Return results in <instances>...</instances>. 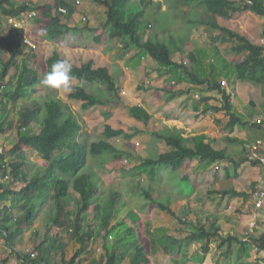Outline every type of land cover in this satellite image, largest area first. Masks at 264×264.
Listing matches in <instances>:
<instances>
[{"label": "crops", "instance_id": "obj_1", "mask_svg": "<svg viewBox=\"0 0 264 264\" xmlns=\"http://www.w3.org/2000/svg\"><path fill=\"white\" fill-rule=\"evenodd\" d=\"M180 1L182 4L179 11L183 12V15H178L176 21L171 19L174 14H169L167 10H164L162 16L156 10L154 12L161 18L160 27H166L168 32L176 34V39L169 42L162 40L160 32L156 31L153 32L157 35L156 38H147L145 28H141L143 23L140 26L143 40L152 42L160 40L169 45L171 60L178 64L176 67L167 68L160 65L135 47L128 48L125 59H120L118 55L109 59V56L103 55L101 51L99 54L95 50H90L89 46L88 49L85 46L82 48V58H74L92 28L86 23L87 14L82 29H68L63 33L65 35L58 36L56 41L47 39L37 51V56L45 58V70L46 60L54 51L61 58L69 60L72 65L80 66L93 60L92 67H99L102 63L109 70L117 88L115 93H111L105 83L100 81L85 84L88 91H92L103 100L102 104L84 107L82 101L68 97V93L66 96L70 98L68 107L81 126L77 139H85V130H88L92 136L91 143L106 141L124 154L121 159H113L107 152L96 155L89 153L88 161L79 174H86L94 179L102 201H108L115 195L110 226L115 223L125 224L116 226L115 230L120 237L124 236V226L133 228V236L140 238L144 244L139 264H237L235 248L231 247L226 252L225 246L218 247L219 239L228 234L241 239L264 234V208L256 210L250 200L251 197L245 199L242 196L221 195L218 192L234 189L248 194L259 179L264 180V168L246 158L245 148L247 144L260 139L264 152V126L255 124L257 118L264 116V72H255L247 79L237 78L234 75V66L246 58V53L235 51L233 49L235 41L225 36L219 28L212 29L211 22L216 21L218 25L246 36L253 43L264 45L263 38L260 37L264 17L256 16L250 10L225 9L213 13L214 16L211 18L202 0H198L197 7L195 2ZM131 6L142 9L138 4ZM75 13H78H73L76 18ZM78 18L77 21L74 19V22H78ZM63 22L70 27L76 24L70 22L68 18ZM61 27L58 26L62 29ZM152 28L150 27V30ZM91 53H98L99 58L92 56ZM261 59L264 60V57ZM219 64L223 66L219 67ZM222 72H225V75ZM222 80L225 83H221ZM71 84L77 85L78 80L72 77ZM40 91L45 92L43 88H40ZM51 97L63 102L59 94ZM226 102L230 106V112L236 116L233 124L230 114L225 110ZM106 126L120 133L106 137L104 134ZM97 127H100V133L96 138L93 129ZM162 134L178 135L183 146L192 149H200L202 145L208 144L212 149L224 152L227 159L204 160L195 155L191 159L185 158L176 169L156 165L142 166L143 159L154 158L170 149L165 139L160 137ZM24 146L31 148L29 145ZM19 148L20 151L23 149ZM21 153L22 157L19 160L23 163L16 175L10 173V168L5 172L8 178L4 183L0 182V213L12 215L9 231L2 229L0 218V264H20L19 253L30 248L37 253V258L34 259L40 258L41 253L37 246L47 237H55L60 244H64L57 252L51 251L49 261L51 264H67L68 258L79 248L81 253L74 264H78L79 260L80 264H103L102 236L94 239L91 233L93 236L89 240L87 234L81 243L70 230L72 227L68 218L74 217L79 200L78 194L70 193L72 201L67 208L56 209L54 201L49 197L42 201L41 195L50 196L54 193L53 180L51 177L40 178L46 168L45 162H43L45 165L42 163L40 166L24 152V149ZM15 154L19 155V152ZM3 155L6 162L1 165L2 168L5 164L9 165V156L6 153ZM235 161L239 162L236 167ZM122 162L124 164L129 162L133 166L129 168L133 174L143 172L140 169L145 168L146 172L151 171L153 176L139 184L135 193L141 197L138 204H128L127 197L118 186L121 183L109 184L112 178L110 175L113 173L108 170L109 166ZM138 162L140 165L137 167ZM34 177L39 179L32 184L33 186L29 185L33 193L28 197L20 195L14 199L13 192H18ZM49 179L50 189L36 187L44 186ZM184 184L188 185L186 192L182 190ZM144 190H148L155 200L146 199L142 195ZM37 200L39 206L36 204ZM28 201L29 205L31 204L29 209ZM156 202L168 206L171 213L159 209ZM30 209L36 211L34 219L19 223L22 213ZM40 210L49 215V223L43 226L46 228L44 234L37 230L38 220L44 215L39 212ZM254 212L255 218L252 216ZM61 213L63 215L60 217ZM89 213L93 212L87 213V221L83 224L97 225L94 213L93 216ZM55 214L57 221L53 222L52 216ZM215 220L221 228L219 236L211 239L189 238L197 227L204 224L209 229ZM252 220L255 221L253 227L250 226ZM17 222V225H13ZM96 228L97 226L94 227L95 230ZM112 236L108 238L110 242H113ZM61 252L68 255L61 256ZM243 256L245 262H257L258 257H264V251L247 249ZM257 263L263 264L261 260ZM29 264L38 262L33 260ZM119 264H127V261L125 263L121 260Z\"/></svg>", "mask_w": 264, "mask_h": 264}, {"label": "trees", "instance_id": "obj_2", "mask_svg": "<svg viewBox=\"0 0 264 264\" xmlns=\"http://www.w3.org/2000/svg\"><path fill=\"white\" fill-rule=\"evenodd\" d=\"M3 1V0H1ZM98 3L103 4L106 7V19L105 26L109 27L110 36L115 38H123L126 41L125 48L135 47L142 54L149 55L156 63L164 65L167 68L176 67L178 64L171 60V50L164 41L157 40L152 42L150 40H143L140 34V26L143 23V10L138 6H131L130 0H95ZM4 3H8L9 8H3ZM4 3L0 2L2 10L10 12L15 8L25 9L24 5H20L12 0H5ZM209 12V16L213 18V13L219 12L225 9L233 11L250 10L256 16L264 17V0H243L241 3L237 0H202ZM69 6L64 0H54V4H44L43 13L46 16L51 17V25L59 26L62 25V30L67 31L72 27L68 26L67 23H61L59 17L52 16V8L60 6ZM68 15V14H67ZM211 22L210 20L208 21ZM212 29L219 28L225 36L229 39L234 40L235 44L233 49L237 52L246 53V58L237 63L234 66V75L239 79H247L250 75L255 72H264V45H257L250 41L246 36L240 35L230 29L222 27L216 23L211 22ZM0 23V28H1ZM80 24H75L73 28H79ZM92 31L95 28H90ZM1 33V30H0ZM21 32L16 31L14 35H10L6 40L8 43V50L10 51V58L0 63V116L3 115L4 111L12 104L15 108L17 106L16 99L27 97L30 90L34 91L39 77L36 69L29 71L28 68L23 65L20 74L15 78L17 81V88L7 99V82L5 78L11 66L18 69L16 64L20 50L18 44L20 41ZM260 37L263 38L264 43V24L260 33ZM0 45V53H1ZM62 59L59 54L54 51L52 55L46 60V71L50 70V67L57 60ZM24 64H26L24 60ZM180 65V64H179ZM72 77L78 80V85L73 86L74 91L68 94V97L82 101L84 107L88 105L102 104L103 100L100 97L88 91L85 87L86 83L102 82L105 83L106 88L111 92H116V86L110 76L107 68L105 67H92V61L82 63L80 66L73 65ZM4 82V83H3ZM220 84V83H219ZM221 85V84H220ZM3 91V92H2ZM22 110L18 113L17 122L13 123L12 118L5 120L8 114H4L3 121H0V131L3 127L8 129L17 128L18 140L20 143L29 145L45 162L46 168L41 174L40 178L51 177L53 180V186L55 187L52 195L43 194L42 201L52 198L55 204V208L59 209L67 208L72 201L70 193L75 192L79 196L76 209L74 211L73 219H69L72 235L75 236L81 243L84 238L90 240L94 235V239L99 235L102 236V249H103V264H119L124 261L127 264H139L141 257L143 256L144 244L138 237L133 236L134 230L129 226H124V236H118L116 232V226L120 227L125 225L124 223H115L110 226L114 208L115 195H112L108 201H102V196L94 179L86 174H79V171L84 167L88 161V154L96 155L103 152L110 153V157L113 159H121L123 152L112 147V145L106 141L93 142L87 147L84 140H78L79 130L81 126L75 116V114L69 109L68 105L62 103L60 100H54L52 98L46 99L43 104H38L36 101L28 104L24 103ZM42 106V107H41ZM231 118V124H233L236 116L230 112V106L226 102V109ZM6 121V122H5ZM37 125V126H36ZM120 133V131L109 129L107 126L104 128V134L106 137H110ZM160 137L164 138L166 143L170 146V149L164 153L158 154L154 158H146L142 160V166L156 165L166 166L171 169L178 168L185 158L191 159L195 155H199L202 159L210 160H225L227 156L224 152L216 151L212 149L208 144H204L200 149H192L183 146L181 137L175 134L165 135L162 134ZM15 153L20 151L19 146L15 145L13 148ZM0 152V175L5 174L6 169L2 168L1 165L6 162L3 153ZM15 154L16 160L8 162L11 168L10 173L16 175L20 165L23 163L19 160L22 156ZM247 158V156H246ZM248 159V158H247ZM258 163L255 160L252 162ZM239 162H234L236 167ZM38 177L32 178L29 184L23 186L18 192H13V198L17 199L18 196L23 195L28 197L30 193H33L32 184L38 180ZM31 185V186H29ZM1 187V184H0ZM257 184L254 185L250 193L237 192L234 189H224L219 191L221 195L229 196H242L247 199L251 197L252 193L256 190ZM142 195L150 201L155 199L152 198L148 190H144ZM159 209L171 213L168 206L162 202H156ZM32 208V207H31ZM264 208V202L260 209ZM259 209V210H260ZM93 212L97 225H84V221H87V213ZM36 211L30 209L28 212L22 213L19 218V223L27 222L34 219ZM53 222L57 221V214L52 216ZM1 227L6 231H9L10 220L12 215L9 213H0ZM28 219V220H27ZM13 223V225H17ZM29 224V223H28ZM12 225V226H13ZM199 225V224H198ZM97 226L96 230L94 227ZM220 225L216 223V220L211 223L209 229L202 224L191 233V239L195 238H206L211 239L212 237L219 236ZM86 230V232H83ZM115 231V232H114ZM12 233V232H10ZM93 235H90V234ZM113 235V236H112ZM115 235V236H114ZM112 236V241L108 238ZM55 237H47L45 240L40 242L37 249L41 253V257L38 259H30L28 250L23 253L27 258L28 262L34 260L38 264H51L50 255L51 251H58V248L62 249L64 244H60L58 239ZM47 243V244H46ZM60 245V246H59ZM225 246L226 252L231 247H234L236 252V263L237 264H258L261 260L264 264V257H258L257 262H245L243 253L247 249H256L257 252L260 250L264 251V234L258 237L249 236L247 239H241L236 235L228 234L226 237H220L218 247ZM206 251V249H204ZM61 256H65L61 252ZM81 253V248L77 249L71 255L67 264H74L77 257ZM18 255V258H19ZM37 258V256L35 257ZM80 260L77 261L80 264Z\"/></svg>", "mask_w": 264, "mask_h": 264}, {"label": "rangeland", "instance_id": "obj_3", "mask_svg": "<svg viewBox=\"0 0 264 264\" xmlns=\"http://www.w3.org/2000/svg\"><path fill=\"white\" fill-rule=\"evenodd\" d=\"M16 1L17 2H24L25 0H16ZM53 1L54 0H45L44 4H52ZM185 1H188V0H185ZM189 1L191 3L195 2V7H197L198 0H189ZM173 2L176 4H173ZM130 3L131 4H138L142 7V10L144 12V18H142L143 24H142L141 28H145L144 32H147L145 37L156 38L157 35H155L153 33L154 31H156L158 33L160 32V34H161L160 36H161L162 40L169 42V40L177 38L176 34L171 33V31L168 32L166 27H163V28L160 27L159 24H160L161 18L156 16L154 14V12L156 10L161 16L163 15L164 10H167L169 14H174V15L177 14L176 16H174V15L171 16V19L173 21H176V17L179 18L178 15H180V16L183 15V12L179 11V8H181L182 1H180V0H156V2L153 1L151 3V2H146L144 0H131ZM78 8L80 9L78 12L79 18H78V14L75 13L76 18H78L79 22H81L78 29L79 30L82 29V27L85 23L84 22L85 21V19H84L85 14H87V16H88V20L86 21V23H89L91 25V27L95 28V29L93 31L90 30V34H88V37L82 42L80 50L77 51L73 57L74 58H76V57L82 58L81 50L85 46V47H87L86 49H88L90 47V50H95L98 53L101 51L103 53V55L106 54L107 57L109 56V59H110V57L114 58V55L115 56L118 55L120 57V59L127 58V57H125L126 56L125 54L127 53V50H129V49L125 48L126 41L123 39H120V38H114V37L110 36L109 35L110 34L109 27L105 26L104 21L106 19V7L103 4L98 3L95 0H80V4H79ZM69 11L70 12H72V11L76 12V10H73V9H70ZM19 12L20 11L14 10L10 13H7L6 14L7 21L4 19L2 20L1 24H2V29L5 31V35H8L11 31L10 19H13V21H15L16 17H19V14H20ZM52 13L57 14V12L55 10H53ZM1 14H3V12H1ZM20 17L24 21V26H26L30 30L31 36L33 34V36L36 39H37V37H39L37 35V33L40 29H47L48 35L52 38V40L50 39L51 41H56L57 37L61 36L63 34V33H60V30H62V29L51 25V23H50L51 19L46 17L42 13L41 9H35L33 14L32 13L30 14V12H23V15H21ZM69 18H70L69 19L70 22H74L75 20L77 21V19L74 17V15H73V17L70 16ZM80 19H82V20H80ZM60 20L64 21L65 18L63 16H60ZM152 20L154 22H152ZM145 24H146V27H145ZM152 24H154V25H152ZM150 27L151 28L153 27L152 30H150ZM48 35L45 38L49 39ZM63 35H65V34H63ZM2 37L4 38V36H2ZM34 41L37 43V47H36L37 48L36 52H37V50L40 48V45H39L37 40H34ZM171 48H172V45H171ZM36 52H35V49L31 50L27 46H23L22 51H21L22 58L29 61L30 66L32 68L36 69V71L38 72L39 82L37 83L35 90L34 91L30 90L28 92L27 97H25L23 95V97L16 99L17 106L14 108L11 104L7 108V111H4L3 115L0 116V121H3L2 119H3L4 114L6 112V114H8V116L6 117L5 120L7 121V120H10V118H12V122L16 123L17 118H18V113L22 110V107H24L23 106L24 103L28 104L30 102L36 101L38 104H42L44 102V101L42 102V98L45 95H48V96L52 95V96L56 97L59 94L60 98L63 100L62 103H65L67 105L69 104L70 98L68 99L66 96V93H64L62 90H53V89H50V88L46 87L45 85H43L42 80L46 74L45 58H43L41 55L37 56L38 54H36ZM97 54L91 53L92 56L99 58V56ZM7 55H8V48L3 47L2 57L6 58ZM21 56L18 57V60H19L18 64H17L18 69L15 70L13 68H10L8 71V74L5 78V81L7 82L6 88H7V93H8V95H6L5 99H7L9 96H11L12 93L17 88V81L15 78L20 74V72L22 70L23 62L21 60ZM96 60L99 61V59H96ZM222 66L223 65L219 64V67H222ZM99 67L107 68V66H105L102 63L100 64ZM107 70H108V68H107ZM108 72H109V70H108ZM114 72L115 71L113 70V74H114ZM222 73L225 75V72H222ZM40 88H43V90L45 92L42 93L40 91ZM99 129H100V127L93 129L94 130L93 131L94 137H96V138L98 137V135L100 133ZM85 132H86L85 139L83 138V140L85 141V143L88 147L89 144L91 143L90 141H91L92 136H91L90 132H88V130H85ZM15 145L23 148L24 152L27 153L32 158V160L39 163L40 166L44 162L43 159L37 153L36 154L34 153L35 151H33V149L28 148V147L24 146L25 144L19 142L17 128L8 129L7 127H3V129L0 131V152H2L3 154L6 153L7 156H9L8 162H12V161L16 160L15 152L13 151V148ZM23 149L21 151H23ZM21 151H19V153H21ZM43 165H45V164L43 163ZM139 165H140L139 162L136 163L137 167ZM131 167H133V166L129 162L125 163V164L122 162L121 164L117 163L116 165L113 164V165L109 166L108 170H110V173L113 172L110 175L112 177L111 178L112 181L110 180L109 184H112L111 182L121 183V185H118V186L122 190V192L125 194V196L127 197L128 204L129 203L138 204L140 202L141 197L136 195L135 193L137 192V188H139V184L141 185V183L146 181L147 178H149L150 176H151L150 178H152L153 176L150 173L151 171L148 173V172H146L145 168L140 169V171H143V172H140L138 174H135V173L133 174V173H131V171L129 169ZM3 168L6 170H10V166L7 164H5ZM87 171H89V169H87ZM120 173H122V176H120ZM7 178H8V175H6V174L0 175V182L4 183ZM186 185L187 184H184V187L182 189L183 192L187 191ZM38 186L50 189L51 188L50 179L47 181V183L44 186L43 185H37L36 187H38ZM251 198H252V195H251ZM250 200H252V199H250ZM29 203H30V201H28V209H29V206L31 205V204L29 205ZM36 204H37V206L40 205L39 200H37ZM156 210L160 212V210H158L157 208H156ZM39 212H42V214H44V215L41 216L38 220L39 227H37V230L40 233L44 234L46 231V228H44L43 226H46L49 223V218H48L49 215H47L48 213H43L44 211H41V210ZM39 212H37V213H39ZM42 214H40V215H42ZM62 215H63V213L59 214L60 217ZM89 215L93 216V213H89ZM253 252H254V250H253Z\"/></svg>", "mask_w": 264, "mask_h": 264}, {"label": "clouds", "instance_id": "obj_4", "mask_svg": "<svg viewBox=\"0 0 264 264\" xmlns=\"http://www.w3.org/2000/svg\"><path fill=\"white\" fill-rule=\"evenodd\" d=\"M12 1H14L16 3H19L20 5H24L25 9L24 8H22V9L15 8V9L12 10V11H14V10L20 11L19 12L20 14H19V17H16L15 21H13V19H10V21H11L10 22L11 23V31H10V33L8 35H5V31L2 29V26L0 28V30H1V33H0V45L2 46L1 47V53H0V63H1V61L6 62L10 58V54H11L10 51L8 50L7 57L3 58L2 57V50H3V47L8 48V43H7L6 40L9 38V36L11 34L14 35V32H16V31H20L21 32L20 41H19V44H18V49L20 50V53H19L18 57L21 56V51H22L23 46H27L31 50L35 49V52H36L37 43L34 40H37L39 45L41 46L42 44L46 43V41L48 39V38H45L48 35L47 29H40L38 31V33H37V35L39 36V37H37V39L33 36V34H32V36H33L32 37L30 30L26 26H24V21L20 17L21 15H23V12H30V14L31 13L33 14L35 9H41L42 13H43L44 1L45 0L44 1L43 0H25L24 2H17L16 0H12ZM64 1L66 3H68L69 6L67 7V6H62L61 5L58 8L53 7L52 11L55 10L57 12V14L51 12L52 16L59 17V18H60V16H63L65 19L66 18L70 19L69 17L70 16L73 17V13H74L73 11L70 12L69 11L70 9L76 10L77 13L79 12L80 9L78 8V6L80 4V0H79V2H76V0H64ZM0 2L4 3L5 0H3V1L0 0ZM53 4H54V1H53L52 4H48V5H52L53 6ZM3 5H4V6H2L3 8H9L8 3H4ZM12 11H10V12H12ZM1 12H3V14H1ZM10 12H5L4 10H2V8L0 6V23H2L3 19L7 21L6 14L10 13ZM46 17L51 19L50 16H46ZM86 18L87 17L85 15L84 19L86 20ZM80 20H82V19H80ZM50 22H51V20H50ZM61 23H65V22L61 21ZM75 23L76 24H80L81 22H79V20H78V22H75ZM52 26H55V25H52ZM59 26L61 27L62 25H59ZM74 26L75 25H73L71 27L73 28ZM56 27L58 28V26H56ZM65 32H67V31L60 30V33H65ZM2 36H4V38ZM48 37H49V40L52 39L49 35H48ZM38 50H40V48ZM36 54H38V52H36ZM21 60L23 62V65H25L28 68L29 71H33L34 68H32L30 66L29 61H27L24 58H22V56H21ZM24 60H25L26 64H24ZM18 61L19 60L17 58L16 64H18ZM10 68H13V69L17 70V68H15L14 66H11ZM72 69H73V65H72V63L69 60L63 59V58L60 59V60H57L55 63H53L51 65L50 70L48 72L46 71V74H45V76L43 77V80H42L43 85H45L46 87H48L50 89H53V90H62L64 93H68V94L72 93L74 91V88H73V86L71 84ZM49 97L52 98L51 96H48V95L43 96L42 102L45 101L46 99H48Z\"/></svg>", "mask_w": 264, "mask_h": 264}, {"label": "built area", "instance_id": "obj_5", "mask_svg": "<svg viewBox=\"0 0 264 264\" xmlns=\"http://www.w3.org/2000/svg\"><path fill=\"white\" fill-rule=\"evenodd\" d=\"M76 2H79V0H76ZM221 83H225V82L222 80ZM255 124L258 126H264V116L257 118L255 120ZM261 144L262 141L258 139L252 144H247L245 148L247 150L246 153L247 158L249 160L257 161L264 168V152H262ZM251 199L254 204V208L256 210L260 209L264 202V180L262 178L258 180L256 190L252 193ZM252 216L253 218H255L256 213L255 212L252 213ZM254 225H255V221L252 220L250 226L253 227ZM28 253L30 259H33L37 256V253L33 248H30L28 250ZM64 255L67 256L68 254L65 252ZM18 262L20 264H29L28 258L24 254L19 255Z\"/></svg>", "mask_w": 264, "mask_h": 264}]
</instances>
